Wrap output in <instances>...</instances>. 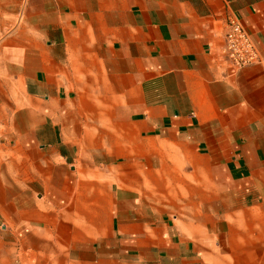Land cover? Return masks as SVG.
I'll return each mask as SVG.
<instances>
[{"label":"crops","instance_id":"crops-1","mask_svg":"<svg viewBox=\"0 0 264 264\" xmlns=\"http://www.w3.org/2000/svg\"><path fill=\"white\" fill-rule=\"evenodd\" d=\"M0 262L264 264V0H0Z\"/></svg>","mask_w":264,"mask_h":264},{"label":"built area","instance_id":"built-area-1","mask_svg":"<svg viewBox=\"0 0 264 264\" xmlns=\"http://www.w3.org/2000/svg\"><path fill=\"white\" fill-rule=\"evenodd\" d=\"M223 47L226 58L233 69L259 62L256 47L243 25L236 18H229L227 21Z\"/></svg>","mask_w":264,"mask_h":264}]
</instances>
